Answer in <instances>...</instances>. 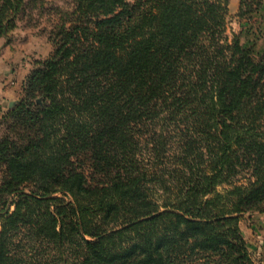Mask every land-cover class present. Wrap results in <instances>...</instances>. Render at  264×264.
Instances as JSON below:
<instances>
[{"label":"trees","instance_id":"trees-1","mask_svg":"<svg viewBox=\"0 0 264 264\" xmlns=\"http://www.w3.org/2000/svg\"><path fill=\"white\" fill-rule=\"evenodd\" d=\"M33 2L0 0V39ZM71 3L0 115V264H258L264 46L229 0Z\"/></svg>","mask_w":264,"mask_h":264},{"label":"rangeland","instance_id":"rangeland-1","mask_svg":"<svg viewBox=\"0 0 264 264\" xmlns=\"http://www.w3.org/2000/svg\"><path fill=\"white\" fill-rule=\"evenodd\" d=\"M31 8H42L26 13L19 18L16 29L10 34L8 41L0 39V115L6 112L19 98L23 82L33 67L35 61H42L52 52V45L47 40L46 33L50 29V20L55 13H69L73 5L71 0H33ZM134 2L135 0H127ZM238 0H229L227 31L230 38L232 34L244 33L240 40L243 45H254L256 53H260L264 46V0L258 13L253 14L247 25L240 26L236 17ZM243 23V22H242ZM10 104H12L10 106ZM2 129L0 128V131ZM242 217L240 229L246 236L248 221ZM244 236V237H245ZM254 260L264 264V258L259 256Z\"/></svg>","mask_w":264,"mask_h":264},{"label":"crops","instance_id":"crops-1","mask_svg":"<svg viewBox=\"0 0 264 264\" xmlns=\"http://www.w3.org/2000/svg\"><path fill=\"white\" fill-rule=\"evenodd\" d=\"M240 0H238L237 4V12L239 10ZM236 12V15H237ZM248 221L246 225V236L244 237L245 240L249 241L251 244L254 245L253 255L255 257H262L264 258V213L261 214H246L243 218ZM242 220V219H241ZM241 222V221H240ZM240 226V223H239Z\"/></svg>","mask_w":264,"mask_h":264},{"label":"water","instance_id":"water-1","mask_svg":"<svg viewBox=\"0 0 264 264\" xmlns=\"http://www.w3.org/2000/svg\"><path fill=\"white\" fill-rule=\"evenodd\" d=\"M12 104H10V106H11Z\"/></svg>","mask_w":264,"mask_h":264}]
</instances>
